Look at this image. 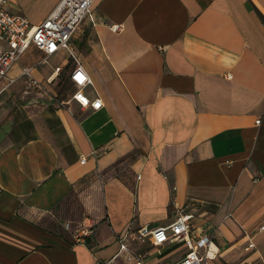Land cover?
<instances>
[{"label":"crops","instance_id":"obj_1","mask_svg":"<svg viewBox=\"0 0 264 264\" xmlns=\"http://www.w3.org/2000/svg\"><path fill=\"white\" fill-rule=\"evenodd\" d=\"M60 1L8 9L38 24ZM71 43L102 108L59 96L62 76L73 91L65 49L31 46L0 79V264H135L119 238L173 263L187 248L152 230L179 209L214 236L213 264H263L264 0H95ZM30 66L47 96L8 110Z\"/></svg>","mask_w":264,"mask_h":264},{"label":"built area","instance_id":"obj_2","mask_svg":"<svg viewBox=\"0 0 264 264\" xmlns=\"http://www.w3.org/2000/svg\"><path fill=\"white\" fill-rule=\"evenodd\" d=\"M94 1L61 0L53 12L42 22L32 24L26 15L8 9L10 0H0V79L6 80L8 84L13 82V79L7 76V72L31 46L43 51L45 53L44 59L60 49H65L73 62V68L69 74L73 88L71 97L78 101L82 108L92 110L102 108L103 100L101 97L97 96L91 100L84 93V88L92 85L93 80L71 43L73 35L80 30L83 22L92 18ZM111 29L119 32L123 29V25L115 23L111 25ZM61 71L62 68L58 66L56 72L61 73ZM23 75L28 76L30 85H42L33 76L31 66L24 68ZM260 121L258 119L257 123ZM85 160L82 158L83 162ZM191 218V214L179 209L171 222L156 226L152 230L155 244L182 243L187 248L185 254L177 261L159 264H211L210 262L216 258L218 249L214 245V236L198 233L191 224ZM64 226L69 229L70 223L66 222ZM143 234L144 230L141 231L140 236ZM93 236L94 230L90 226L76 228L73 232V238L76 242L89 246V240ZM123 239L119 238L120 251L127 250L129 258H133L135 264H148L145 255L130 251ZM254 247L255 242L250 238L246 248Z\"/></svg>","mask_w":264,"mask_h":264},{"label":"rangeland","instance_id":"obj_3","mask_svg":"<svg viewBox=\"0 0 264 264\" xmlns=\"http://www.w3.org/2000/svg\"><path fill=\"white\" fill-rule=\"evenodd\" d=\"M59 61L58 55L51 57L49 59V62L46 64H42L40 67L45 68L49 67L50 65L54 64L55 62ZM7 84V83H6ZM58 90H59V96L64 95V94H71V86L68 81L65 80V77H61L60 83L58 85ZM18 91H15L13 89V85L8 86L6 90H4L7 93L6 96V102L8 103V110L12 108L13 106H16V109L18 108L19 110H22V106L24 104H27L29 100H32L33 98L42 100L45 99L47 96L46 93H44V90L42 86H33L28 84L23 83V85L20 87V89H17ZM4 97V95L0 96V100ZM38 100H35V102H38ZM183 245V244H181ZM180 247V246H179ZM213 264V261L210 262Z\"/></svg>","mask_w":264,"mask_h":264}]
</instances>
